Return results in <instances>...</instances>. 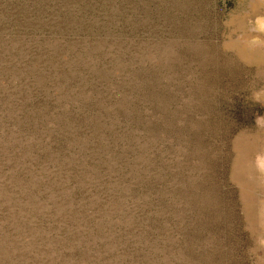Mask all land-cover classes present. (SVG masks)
I'll use <instances>...</instances> for the list:
<instances>
[{
  "label": "rangeland",
  "instance_id": "rangeland-1",
  "mask_svg": "<svg viewBox=\"0 0 264 264\" xmlns=\"http://www.w3.org/2000/svg\"><path fill=\"white\" fill-rule=\"evenodd\" d=\"M0 264H264V0H0Z\"/></svg>",
  "mask_w": 264,
  "mask_h": 264
}]
</instances>
